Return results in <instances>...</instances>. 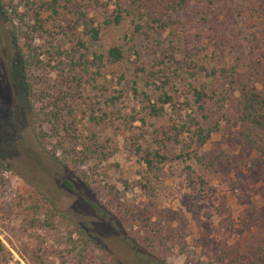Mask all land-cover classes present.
<instances>
[{
	"label": "rangeland",
	"instance_id": "1",
	"mask_svg": "<svg viewBox=\"0 0 264 264\" xmlns=\"http://www.w3.org/2000/svg\"><path fill=\"white\" fill-rule=\"evenodd\" d=\"M73 1L99 21L116 3L102 0L108 5L100 7L93 0ZM17 3L20 11L28 9L27 0ZM205 3L206 0L192 2V13L195 12L198 22L188 27L190 37L222 34L227 60L234 61L240 55L255 63L262 60L264 70V34L256 30L260 23L258 12L246 9L241 17L234 7L230 24L220 25L211 14V21L206 20ZM250 15L254 17L249 18ZM74 20L68 10H63L59 20L50 25L59 29L74 25ZM141 22L149 37L134 33L129 18L121 26L105 28L93 48L104 51L113 44L124 43L127 50L134 45L140 51L137 64L172 74L177 66L169 69L168 61L174 55L178 63L182 62V44L186 39L192 44L189 37L182 35L178 24L159 29L148 17ZM16 25L12 14L0 6V158L7 162L9 177L6 191L0 196V240L5 245L0 251V264H77L64 252L68 248L61 235L44 229H24L23 209L35 202L47 208L53 202L71 221L94 234L120 264H264V165L239 137L243 133L236 109L226 104L217 110L219 130L212 132L204 145L193 141L191 133L177 134L167 117L149 118L145 124L131 122L129 115L140 108L129 91L122 101L104 108L101 115L105 111L108 114L103 122H96L84 112L88 104L100 101L102 106L105 98L100 90L90 83L79 88L77 81L60 76L55 68L46 65L38 72L49 75L51 100L59 98L64 103L69 99L84 110L79 116L82 135L79 143L90 144L95 135L111 151L105 160L94 156L84 164L66 167L39 145L34 133L19 50L23 41H17ZM79 29L83 31L82 27ZM50 39L39 38L36 45L47 48ZM201 46L195 59L210 70L217 68L220 61L214 44ZM184 49L187 51L188 47ZM129 54V61L137 59L133 49ZM134 67L128 61L124 64L127 81L136 75ZM107 74L100 85L118 88L116 75ZM173 74L170 88L179 95L186 94L188 83L217 82L213 76L186 68ZM88 78L85 73L84 79ZM146 81L140 83L144 85ZM79 90H83L84 98H80ZM182 109L184 115L190 111ZM164 131H168L169 141H161L166 135ZM141 146L160 150L172 160L149 167L144 160L146 153L139 150ZM180 154H190L191 158L184 162L177 158ZM250 158L256 166L236 165L239 160ZM82 171H99L102 176L105 173L110 186L88 182ZM200 176L207 184L202 185ZM66 180L73 188L65 184Z\"/></svg>",
	"mask_w": 264,
	"mask_h": 264
},
{
	"label": "trees",
	"instance_id": "2",
	"mask_svg": "<svg viewBox=\"0 0 264 264\" xmlns=\"http://www.w3.org/2000/svg\"><path fill=\"white\" fill-rule=\"evenodd\" d=\"M93 1L96 6L108 5L102 0ZM193 1L196 0H116L114 9L105 15L103 21H99L95 16H90L83 5L73 0H66L65 3L61 0H49L43 3L27 0L26 11H20L17 0H0V6L4 11L12 14L14 21L17 20L15 29L17 41H23L19 45L20 55L23 58V83L31 111V124L39 145L44 150H48L60 163L71 168L84 164L87 159L94 156L102 161L111 154L109 145L95 135L90 138L92 143H79L82 138L79 116L84 110L82 106L78 109L77 105L69 99L64 103L59 98L51 100L49 75L38 72L49 65L55 68L60 76L77 81L79 88H82L85 83H90L95 89L100 90L102 98H105L101 101L102 106L100 101L95 102V105L88 104L84 112L92 121L103 122L108 114L105 111L101 115L104 108L106 110L117 101H122L129 91L138 101L140 108L133 110L129 115L131 122L141 121L145 124L149 118L167 117V121L171 123L172 129L177 134L191 133L193 141L199 142L200 145L206 144L212 132L219 130L217 110L223 109L228 104L238 111L236 116L241 123L243 133L239 137L243 144L255 152L261 164L264 165L263 61L259 63L248 61L243 55L236 57L234 61L227 60L222 34L220 36L204 34L198 39L194 36L190 37L188 29L193 22H198L195 12L192 13ZM234 7L239 12L238 16L241 17L246 9L258 12L257 19L260 23L256 30L259 34L260 32L264 34V0H206L204 11L207 16L205 18L211 21L209 18L211 14L217 23L227 26L230 24L228 21L232 17ZM63 10H68L75 18L74 25L62 26L59 29L51 26L52 21L59 20ZM144 17L150 18L151 24L159 29H168L178 24L181 26L182 35L189 37L188 41L192 43L189 45L187 39L186 42L183 41L184 58L178 63L176 57L172 55L168 61L169 69L173 70L174 66H177L174 69V72H177L179 69L186 68L196 74L213 76L217 82L212 85L188 83L185 89L186 94L179 95L173 93L170 88L174 72L169 73L167 68L166 72L168 71L169 74H166L164 69H148L145 65L137 64L140 51L134 45L127 50L124 43L113 44L104 51L93 48V45L100 42L105 28L121 26L129 18H131L134 33H142L149 37V31L141 22ZM253 17L250 15L249 18ZM80 27L83 31H80ZM46 37L51 38L47 48L44 45H36L39 38ZM69 41L70 46H68ZM204 44L206 46L214 44V52L220 61L215 69L210 70L194 57L199 54L203 47L201 45ZM184 46L188 47L187 51ZM131 49L137 56V59L132 62L129 61ZM222 54L225 55L224 58H221ZM127 61L134 64L136 74L128 81L127 74L124 73V64ZM85 73L89 74L86 80ZM107 73L116 75L118 88L115 89L106 84L100 85L99 82L105 79ZM146 79L147 81L142 85L140 80ZM78 94L80 98H84L83 90H79ZM169 106L172 108L171 111L168 109ZM182 108L190 109L187 115L183 114ZM164 132L166 135L161 141H169L171 137L167 136L168 131ZM141 147L138 148L143 154L146 153L144 160L149 167L172 160L169 155L160 153V150ZM177 158L187 162L191 155L180 154ZM238 163L244 166L253 164L256 166L255 160L251 158L239 160L236 165ZM211 164L215 170V162ZM187 168L191 169L190 165ZM7 171V162L0 158V196L5 193L9 183ZM82 174H84L83 178L90 183L110 186L108 180H105L107 177L105 173L102 176L99 171H82ZM199 180L202 185L207 184L204 177L200 176ZM65 184L73 188L70 181L66 180ZM51 205L52 207L47 208L35 202L24 207L22 212L24 229L34 231L44 229L61 235L65 248H68L64 252L77 264H120L117 257L100 244L94 234L82 224L71 221L53 202ZM4 249L5 245L0 240V251Z\"/></svg>",
	"mask_w": 264,
	"mask_h": 264
}]
</instances>
